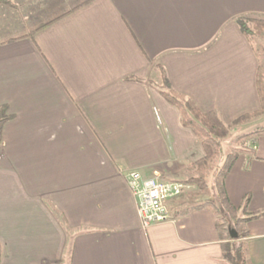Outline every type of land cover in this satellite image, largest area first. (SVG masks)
Masks as SVG:
<instances>
[{
	"label": "crops",
	"instance_id": "1",
	"mask_svg": "<svg viewBox=\"0 0 264 264\" xmlns=\"http://www.w3.org/2000/svg\"><path fill=\"white\" fill-rule=\"evenodd\" d=\"M85 1L0 2V264H228L213 208L177 197L143 228L123 175L180 181L202 157L168 86L224 123L260 108L264 35L238 19L264 20V0ZM225 185L239 215L264 210V135ZM246 229L264 264V214Z\"/></svg>",
	"mask_w": 264,
	"mask_h": 264
},
{
	"label": "trees",
	"instance_id": "2",
	"mask_svg": "<svg viewBox=\"0 0 264 264\" xmlns=\"http://www.w3.org/2000/svg\"><path fill=\"white\" fill-rule=\"evenodd\" d=\"M2 1L4 0H0V2ZM87 1L90 0H86L84 3ZM80 5L82 4L74 6L73 10ZM238 25L241 31L251 40L254 35L264 34L263 19L239 18ZM257 90L260 97V108L239 116L230 123H224L214 110H201L169 86L167 90L161 91L170 104L178 109L182 124L195 133L202 147V157L191 162L183 172L186 177L185 183L196 186L198 191L201 192L211 189L214 199L192 205L190 208L199 209L209 206L216 211L218 215L216 228L220 238L225 240L223 243V256L228 264H247L245 246L240 242V239L247 235V221L250 218L264 214V210H261L249 212L247 217L239 215L240 208L230 201L225 185L226 176L238 153H227L224 157L222 156V140L228 136L231 128L257 118L264 113V70L262 64L258 66ZM10 117L7 106L0 105V145L2 143L3 125ZM261 135H264V126L242 133L235 142L245 145L247 141L252 142ZM209 177H211L210 183L207 182ZM189 193L192 194L193 191H189ZM1 258L2 245L0 242V263Z\"/></svg>",
	"mask_w": 264,
	"mask_h": 264
},
{
	"label": "built area",
	"instance_id": "3",
	"mask_svg": "<svg viewBox=\"0 0 264 264\" xmlns=\"http://www.w3.org/2000/svg\"><path fill=\"white\" fill-rule=\"evenodd\" d=\"M123 177L143 228L171 220L168 202L189 187L181 181L165 180L162 173L156 170L146 177L136 170L127 171Z\"/></svg>",
	"mask_w": 264,
	"mask_h": 264
},
{
	"label": "rangeland",
	"instance_id": "4",
	"mask_svg": "<svg viewBox=\"0 0 264 264\" xmlns=\"http://www.w3.org/2000/svg\"><path fill=\"white\" fill-rule=\"evenodd\" d=\"M264 35V34H261ZM253 44L255 45V49L257 52V55L260 59L263 60L264 62V38H254L253 39ZM264 65V64H263ZM262 65V67L264 68V66ZM264 114V113H263ZM262 114V115H263ZM253 121V119L251 120ZM256 121V120H254ZM258 123H260V125H264V119H260V121H257ZM246 123V122H245ZM244 124V123H243ZM257 124H254L253 126H247V125H243L242 124H238L236 126H233L230 130V133L228 134L227 137H225L222 140V156L224 157L227 153H239L240 151L244 150L245 148H247V145H249V141H247L244 144L242 143H236L235 140L242 134L245 132H248L252 129H254ZM259 125V124H258ZM185 175L182 174L181 176H179V178H177V180H180L181 182L185 183ZM208 183L211 182V177L208 178L207 180ZM189 187H187L183 193L179 196V198H183V199H187L190 202H205V201H212L214 199L213 194H212V190L209 189L208 191H198V188L196 186L190 185L188 184ZM189 191H193L192 194L189 193Z\"/></svg>",
	"mask_w": 264,
	"mask_h": 264
}]
</instances>
